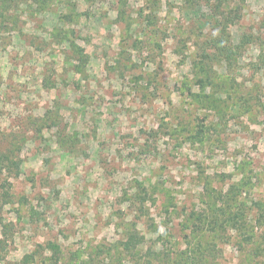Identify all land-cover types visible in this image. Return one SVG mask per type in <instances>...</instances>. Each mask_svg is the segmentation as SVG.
Returning <instances> with one entry per match:
<instances>
[{"label":"rangeland","instance_id":"1","mask_svg":"<svg viewBox=\"0 0 264 264\" xmlns=\"http://www.w3.org/2000/svg\"><path fill=\"white\" fill-rule=\"evenodd\" d=\"M0 153V264H264V0H0Z\"/></svg>","mask_w":264,"mask_h":264},{"label":"trees","instance_id":"2","mask_svg":"<svg viewBox=\"0 0 264 264\" xmlns=\"http://www.w3.org/2000/svg\"><path fill=\"white\" fill-rule=\"evenodd\" d=\"M25 2H27V1H25ZM223 29L225 30V25L223 26ZM202 131L203 130L198 131L197 134L203 135L206 132V131L205 132L204 131L202 132ZM8 162H9V157L3 153H0V163H1L0 176H1V174L4 175L6 173V171L8 170V166H7ZM16 175H19V173H17ZM246 183L247 182H243V183L237 182V183L232 185V188L229 191V196H231L232 201H238V199L235 195V191H236V189H239L240 186H243ZM0 193L3 195V198H7V197L9 198L12 196V194H11V183L7 182V177L2 178V181H0ZM240 196H242V192H241ZM245 205H246V203H244L243 201H240V203L238 204L239 210L244 209ZM240 212L237 214L238 218H240ZM213 225L217 226V227L221 226V224H218L215 221H213ZM194 231L201 233L202 230H201V228L197 227L196 230H194ZM224 231H225V229H224ZM223 234H224V232H223ZM215 237H217V236H215ZM3 241L4 240L0 239V258L1 259L4 258V254L6 252V243H3ZM140 242H141L140 233H139L136 225H133L131 227V230L127 233L125 241H123V248L127 251H133L134 249L138 248ZM207 244L209 246V250H207L206 252H204L200 248H196V249H193L192 251H188V250L177 251L174 254H176L180 263H183L182 261H184V262L191 261L192 263H196V262L203 260L206 256H208L212 253L213 249L211 248V243H207ZM54 250H55L54 251L55 258L58 261L60 259V256H59L60 255V246L56 245ZM169 255H172V254H168L167 256H169Z\"/></svg>","mask_w":264,"mask_h":264},{"label":"clouds","instance_id":"3","mask_svg":"<svg viewBox=\"0 0 264 264\" xmlns=\"http://www.w3.org/2000/svg\"><path fill=\"white\" fill-rule=\"evenodd\" d=\"M163 231V230H162Z\"/></svg>","mask_w":264,"mask_h":264}]
</instances>
